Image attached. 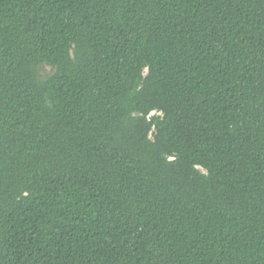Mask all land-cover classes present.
I'll list each match as a JSON object with an SVG mask.
<instances>
[{
	"label": "trees",
	"instance_id": "obj_1",
	"mask_svg": "<svg viewBox=\"0 0 264 264\" xmlns=\"http://www.w3.org/2000/svg\"><path fill=\"white\" fill-rule=\"evenodd\" d=\"M0 264H264V0H0Z\"/></svg>",
	"mask_w": 264,
	"mask_h": 264
},
{
	"label": "rangeland",
	"instance_id": "obj_2",
	"mask_svg": "<svg viewBox=\"0 0 264 264\" xmlns=\"http://www.w3.org/2000/svg\"><path fill=\"white\" fill-rule=\"evenodd\" d=\"M41 73L42 75H45V74H51L52 73V69L50 67H44L42 70H41Z\"/></svg>",
	"mask_w": 264,
	"mask_h": 264
}]
</instances>
